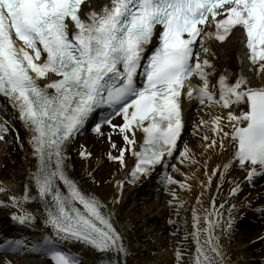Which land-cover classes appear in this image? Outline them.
I'll return each mask as SVG.
<instances>
[{
	"label": "snow or ice",
	"instance_id": "1",
	"mask_svg": "<svg viewBox=\"0 0 264 264\" xmlns=\"http://www.w3.org/2000/svg\"><path fill=\"white\" fill-rule=\"evenodd\" d=\"M236 31L243 34L257 83L242 68L217 71L215 45ZM0 97L6 101L0 112L12 110L8 119L0 115V139L18 119L35 158L22 194H9L0 182V193L7 196L0 198V206L14 207L11 217L20 224L42 219L50 228L36 239L6 238L0 249L44 254L54 264H82L80 253L69 247L79 242L102 256L113 254L99 264H121L119 257L129 249L115 212L70 175L68 146L98 112L92 130L107 138V157L122 168L126 154L135 158L131 183L163 167L160 180L180 217L188 202L168 185L188 191L192 185L171 161L200 164L187 143L178 147L184 104L197 101L198 110H218L210 120L200 118L199 124L212 132L203 133L201 147L229 152L211 171L203 165L207 183L200 180L201 188L218 176L219 191L233 167L243 169L249 182L264 175V0H106L100 6L92 0H0ZM117 116L121 122H114ZM113 133L122 137V145ZM79 155L92 153L81 145ZM169 168L185 179L177 180ZM231 182L229 195H234L241 183ZM124 183L115 181L117 191ZM203 195L191 209L192 231H184V239L192 238L191 255L185 261L181 247L186 245L178 242L176 264H227L220 237L231 230L237 205L230 206L224 220L225 202L217 206L213 196L205 207ZM119 199L113 196L114 203ZM28 202L42 209H30ZM188 222L186 216L170 220Z\"/></svg>",
	"mask_w": 264,
	"mask_h": 264
},
{
	"label": "bare ground",
	"instance_id": "2",
	"mask_svg": "<svg viewBox=\"0 0 264 264\" xmlns=\"http://www.w3.org/2000/svg\"><path fill=\"white\" fill-rule=\"evenodd\" d=\"M103 2L104 0H92L93 4H102ZM239 36V31H236L225 43L215 45L218 55L213 59L218 70L234 56L239 61L243 58L241 63L246 65L244 49ZM254 79V82H258L256 77ZM216 111L218 110L208 109L204 106L199 110L196 107L189 109L192 124L185 136V143L195 154V159L200 161V164H181L176 159L174 161L182 173L189 175L188 183L192 185L191 191L180 188L176 184L168 185L170 189L177 192L180 198L188 202L187 213L182 212L180 217L176 215V208L169 204L173 197L168 191H165V186L160 187L159 182L154 183L153 186H143L142 180L136 183L130 182L128 169L135 158L126 154V166L123 168L118 162L110 160L106 155L109 151V142L106 137L87 131L68 146L70 175L78 180L85 190L94 193L104 201L108 209L114 210L115 221H119L122 225V228H117L125 237L129 254L124 257L121 264H153V261H156V264H161L170 260H174L176 263L175 252L178 242L186 245L181 247V251L186 254L184 259L187 261L194 245L191 236L184 239V231H192L191 209L196 204L197 195L202 191L205 207L209 206L213 196L216 197L217 206L222 201L225 202L221 209L224 213V220L228 219L230 206L237 205L232 210L235 219L232 222L231 230L220 237V242L226 250L227 264L264 263V181L261 179L262 175L254 177L249 182L245 179L246 172L243 169L233 167L226 173L219 191L216 188L218 176H213L211 186L208 188L202 189L199 185L200 180L207 183L203 165L207 163L208 169L211 171L216 164L221 163L229 155L228 151L215 152L209 149L205 152L201 147L206 143L203 140V133L212 136V132L209 128L199 124L200 118L210 120ZM219 111H226V109ZM12 124L14 127H11V131L5 134L3 140H0V182L7 185L10 190L9 194H22L25 178L29 175L35 158L32 155V148L27 141L26 130L22 122L13 119ZM194 125L198 126L195 130ZM104 130L108 131L107 126L104 127ZM17 132L19 139L16 138ZM136 136L137 141H140L142 133L137 130ZM9 139H13L11 145L8 143ZM113 139L118 145L123 144L122 137L116 133H113ZM81 145H84L92 155L80 156ZM112 151L115 153L114 149ZM170 173L177 180L185 179L184 175L174 169ZM193 173H195L194 176ZM92 177H95V180ZM116 180L125 181L122 192L117 191ZM234 180H239L241 189L234 195H229L230 187L233 186L231 181ZM114 195L120 196V199L115 203L113 202ZM0 198L7 199V196L0 193ZM26 207L42 209V206L37 202H28ZM12 211H16V209L0 206V219L11 220ZM185 216L189 221L187 225L170 223V220H178ZM34 223L42 232L50 231V228L43 224L42 219H37ZM136 245H139L138 250ZM69 246L80 253L82 264H99L102 255L99 251L79 242H73ZM154 251L155 254H152ZM112 256L113 254L109 253L107 258H112ZM6 261H11L12 264H54L47 255L29 251L18 252L17 255L0 252V264H5Z\"/></svg>",
	"mask_w": 264,
	"mask_h": 264
},
{
	"label": "rangeland",
	"instance_id": "3",
	"mask_svg": "<svg viewBox=\"0 0 264 264\" xmlns=\"http://www.w3.org/2000/svg\"><path fill=\"white\" fill-rule=\"evenodd\" d=\"M152 221V220H151ZM117 223H118V225H119V227L120 228H122V225H121V223L119 222V221H117ZM138 246L139 245H136V249L138 250ZM152 254H155V251L152 253ZM170 259V258H169ZM167 261V260H166ZM156 262V261H155ZM154 261L152 262L153 264L155 263ZM262 263V262H261ZM156 264V263H155ZM161 264H163V263H161ZM164 264H176L175 262H174V260H170V261H168V262H164ZM264 264V263H263Z\"/></svg>",
	"mask_w": 264,
	"mask_h": 264
}]
</instances>
